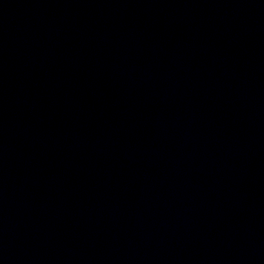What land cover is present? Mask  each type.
Returning <instances> with one entry per match:
<instances>
[{"label":"water","instance_id":"95a60500","mask_svg":"<svg viewBox=\"0 0 264 264\" xmlns=\"http://www.w3.org/2000/svg\"><path fill=\"white\" fill-rule=\"evenodd\" d=\"M0 264H264V0H0Z\"/></svg>","mask_w":264,"mask_h":264}]
</instances>
